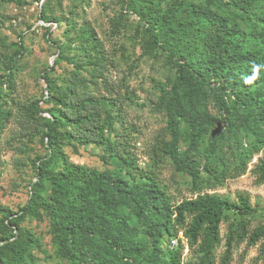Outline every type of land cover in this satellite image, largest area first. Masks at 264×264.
<instances>
[{
	"label": "trees",
	"instance_id": "1",
	"mask_svg": "<svg viewBox=\"0 0 264 264\" xmlns=\"http://www.w3.org/2000/svg\"><path fill=\"white\" fill-rule=\"evenodd\" d=\"M231 1L239 8L250 3ZM140 13L153 46L166 48L178 65L179 76L170 103L180 116H184L183 99L190 94L206 96L205 86L214 81L232 100L228 109L231 130L235 135L240 131L253 133L254 146L239 149L233 165L210 160L202 171L197 158L207 131L205 124L213 117L208 113L188 116L190 142L185 151L180 149L181 122L171 121L172 138L163 153L170 155L178 171L190 174L193 192L176 200L161 177V148L153 147L149 154L154 162L143 167L127 129L120 135V142L106 138V127L117 114L104 106V115L96 100L79 94L77 83L58 91L60 87L46 75L50 99L56 103L48 109L50 116L45 122L43 144L49 145L50 151L34 160L39 179L33 184L28 203L19 211L0 207V264L25 262L36 238L21 223L27 216L44 215L49 217L57 254L67 260L80 257L88 264H231L241 244L261 243L258 258L264 262V224L253 226L249 219L231 216L253 210L249 195L240 193L238 201H234L231 196L214 192L229 179L245 174L254 155L264 148V74L249 78L252 66L264 64V49L244 51L237 29L225 17L186 1L164 7L159 0H148ZM260 37L264 42V30ZM4 83L0 75V98ZM102 103L114 105L106 96ZM37 111L32 107V113L39 117ZM6 116L5 112L0 115V131ZM66 143L102 146L104 160L111 164L118 156L125 176L83 170L69 159L63 149ZM208 150L216 153L215 141L209 143ZM254 170L258 182L263 183L264 158ZM45 180L50 185L47 195ZM125 205L131 214L123 213ZM132 216L145 226L153 250L138 236ZM166 235L177 240L168 258L161 256L155 244ZM185 248L189 249V259L185 258Z\"/></svg>",
	"mask_w": 264,
	"mask_h": 264
},
{
	"label": "rangeland",
	"instance_id": "2",
	"mask_svg": "<svg viewBox=\"0 0 264 264\" xmlns=\"http://www.w3.org/2000/svg\"><path fill=\"white\" fill-rule=\"evenodd\" d=\"M147 1L0 0V75L5 81L0 115L7 114L0 131V207L19 211L28 203L33 184L39 179L34 160L50 151L49 145L43 144L45 122L50 116L48 109L56 103L50 99L46 75L57 83L58 91L63 92L68 85L77 83L79 94L96 100L104 115V106L117 114L106 127V138L120 142V135L127 129L143 167L148 168L154 162L149 154L154 146L163 153L172 138L169 124L173 120L181 122L180 149L185 151L190 142L188 116L198 113L213 117L205 124L207 131L197 158L202 171L210 160L233 165L239 149H252L254 134L240 131L235 135L228 124L232 100L225 89L217 88L220 84L212 81L206 85L207 94L201 98L186 96L182 101L184 116L171 105L170 96L179 76L178 65L166 48L154 47L151 43L140 13ZM159 1L164 7L186 1L216 12L235 26L244 51L264 49L260 37L264 30V0H250L245 8L236 7L231 0ZM250 71L253 74L249 78L260 77L264 74V64L252 66ZM261 83L253 84V88ZM104 96L114 105L103 104ZM32 107L39 109V117L32 113ZM212 141L217 145L216 153L208 150ZM63 149L83 170L96 169L125 176L119 157L115 156L109 164L104 160L106 152L100 145L66 143ZM163 155L161 177L170 192L179 201L191 196L190 174L178 171L170 155ZM261 158H264V148L254 155L245 174L229 179L214 191L231 196L234 201H238L240 193L248 194L253 210L231 213V216L249 219L253 226L264 224V182H258L254 170ZM44 185L47 195L50 192L47 180ZM122 211L131 214L127 205ZM132 218L139 230L138 236L147 242L150 251L153 250L145 226ZM21 225L36 238L23 264H88L80 257L67 260L57 254L47 215L27 216ZM226 228V224L222 225L223 234ZM2 235L0 229V238ZM155 244L161 256L168 258L177 240L166 235ZM260 244H241L234 251L231 264H264L258 258ZM184 252L189 259V249L185 248Z\"/></svg>",
	"mask_w": 264,
	"mask_h": 264
}]
</instances>
